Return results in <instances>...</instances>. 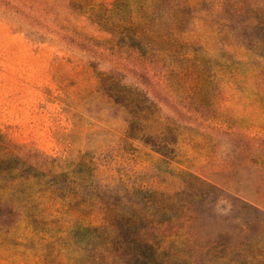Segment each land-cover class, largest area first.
I'll list each match as a JSON object with an SVG mask.
<instances>
[{
  "label": "rangeland",
  "instance_id": "374dc122",
  "mask_svg": "<svg viewBox=\"0 0 264 264\" xmlns=\"http://www.w3.org/2000/svg\"><path fill=\"white\" fill-rule=\"evenodd\" d=\"M260 253L264 0H0V264Z\"/></svg>",
  "mask_w": 264,
  "mask_h": 264
},
{
  "label": "trees",
  "instance_id": "16d2710c",
  "mask_svg": "<svg viewBox=\"0 0 264 264\" xmlns=\"http://www.w3.org/2000/svg\"><path fill=\"white\" fill-rule=\"evenodd\" d=\"M255 244V247H258L257 246V242L254 243ZM145 247L147 249H149L151 246H149V244H144ZM244 261L243 262H240L241 264H264V260L263 261H259L257 260L259 257H263L264 258V254L263 253H260V254H248V255H245L244 256ZM248 257H251V260L248 259ZM231 262L234 260H232V258L230 259Z\"/></svg>",
  "mask_w": 264,
  "mask_h": 264
}]
</instances>
